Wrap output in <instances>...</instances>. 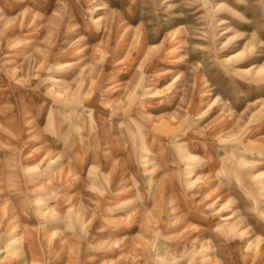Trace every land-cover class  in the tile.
<instances>
[{"label":"rangeland","instance_id":"1","mask_svg":"<svg viewBox=\"0 0 264 264\" xmlns=\"http://www.w3.org/2000/svg\"><path fill=\"white\" fill-rule=\"evenodd\" d=\"M0 264H264V0H0Z\"/></svg>","mask_w":264,"mask_h":264}]
</instances>
